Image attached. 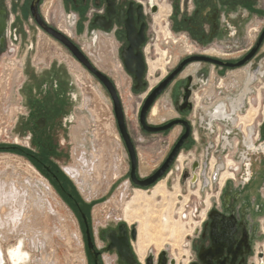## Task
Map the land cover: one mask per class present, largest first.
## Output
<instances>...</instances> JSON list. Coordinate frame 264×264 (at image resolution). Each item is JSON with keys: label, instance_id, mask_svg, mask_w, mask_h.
Listing matches in <instances>:
<instances>
[{"label": "flooded vegetation", "instance_id": "flooded-vegetation-1", "mask_svg": "<svg viewBox=\"0 0 264 264\" xmlns=\"http://www.w3.org/2000/svg\"><path fill=\"white\" fill-rule=\"evenodd\" d=\"M166 45L173 47L157 57ZM157 68L165 69L158 80ZM98 73L117 91L136 154L133 178L116 118L128 175L105 193L125 182L149 191L177 177L180 192L184 186L197 197L185 264H264V0H0V151L18 147L67 198L91 264L94 257L97 264H133L119 251L129 255L127 245L134 263L158 264L166 251V264H177L167 249L141 261L135 222L120 217L96 230L91 210L107 201L105 193L85 197L63 165L88 79L98 81L114 109ZM162 84L143 123L146 101ZM122 88L136 111L134 135ZM146 138L155 163L142 172L138 143ZM169 158L156 181L141 183Z\"/></svg>", "mask_w": 264, "mask_h": 264}, {"label": "bare ground", "instance_id": "bare-ground-1", "mask_svg": "<svg viewBox=\"0 0 264 264\" xmlns=\"http://www.w3.org/2000/svg\"><path fill=\"white\" fill-rule=\"evenodd\" d=\"M89 81V79L86 81L88 86L85 89V108L89 113V120L94 124V128L90 129L87 127L86 123L85 126L83 124L84 127H76L74 133L85 140L88 135H91L90 148L87 147V140L81 142L78 145L80 153L77 152L78 149L75 150L77 164L66 166L65 168L71 177L77 182L86 197L104 194L109 189L110 185L122 174L123 171L121 167L125 160L121 153L122 143L116 132L113 115L107 109L108 106L106 107V99L102 91L98 89L99 87L97 88L96 86H93ZM157 113L158 107L155 105L152 110L151 119H157ZM1 114L2 113H0V116ZM161 116L162 115L160 114L159 117ZM145 171H147V168L143 165L142 172ZM37 174L40 175L39 171L27 159L17 154H0V242H9L10 240L17 239L20 232L28 227L27 212L31 198L28 197L30 193L36 192L39 188H44L46 194L50 195V197L59 204L57 197L53 194L50 182L42 175L38 177ZM128 185L129 184L125 182L120 185V187H117L112 200H110L111 202H105L102 207L104 210L109 211L110 214L116 213L118 218L124 215V219L127 218L126 220L129 223L139 219L137 220L139 221V229L136 251L141 261L144 262L150 243L155 242L159 248H161L164 245L162 241L167 240L165 239L166 233L164 231L169 229V234L176 236L180 234L179 228H184V223L183 221L182 223H179V221L174 225V228H171V219H173L170 214L171 211L168 212L165 211V209H162V211L153 210V207L155 206L153 205L154 199L152 196L156 198L157 195H162L165 200V196L169 193L164 180L159 181L158 187L152 191V196H150V193H148L147 190L137 188L131 200L125 205L126 198L129 197ZM176 191L179 192L178 187H176ZM170 194L174 195L175 193L173 192ZM47 198L49 199V197ZM26 199H28L29 202H27ZM49 201L52 204V201ZM110 205H114V208L112 209ZM170 210H172V208ZM156 212H159L162 217V219H160V227L162 228L158 227L155 230L153 229V227H155L154 224L151 223V216ZM175 226L179 228H175ZM31 230H33V228ZM32 235L33 234H31V236ZM182 237L184 236L182 235ZM177 238H179V236H177ZM27 240L29 241V239ZM79 240L82 242L81 238H79ZM33 242H36V240ZM6 254L12 264H26L30 258L29 252L24 248V239H17L15 244L8 248L7 253H5L2 247H0V264L5 263Z\"/></svg>", "mask_w": 264, "mask_h": 264}, {"label": "rangeland", "instance_id": "rangeland-1", "mask_svg": "<svg viewBox=\"0 0 264 264\" xmlns=\"http://www.w3.org/2000/svg\"><path fill=\"white\" fill-rule=\"evenodd\" d=\"M172 47H173V45L172 46L166 45L165 47L162 48V50H160V52L157 54V57H161L162 55H164L163 50H166L167 48L172 49ZM162 52H163V54H162ZM175 53L178 54V51H176ZM152 65L153 64L151 62V66ZM167 68L168 67L165 66L166 70H167ZM159 69L160 68H157L153 72V73H155L157 71V75L154 77L156 80H158L164 74L165 69H162V68H161V70H159ZM92 81H93V86H96L97 88L99 87L98 89L102 91V93L106 99L105 100L106 101V107L108 106L107 109L113 115L114 125L116 128L117 135L121 139V136H120L118 129H117L116 116L114 113V109H113V105H112V101L110 99V96H108L106 91H104V89L98 83L97 80L93 79ZM154 83H155V81L152 82V84H154ZM122 93H123L124 103L127 107L128 125L130 127L132 135H134L135 134L134 129H135L136 111H134L132 109L131 104H132L133 100H132V98H129V96L127 94L128 92H126L124 90V88H122ZM164 97L165 96H162L161 101L164 100ZM139 100H141V99H139ZM84 106H85L84 95H82L81 97H79V99L77 101L75 119H74L73 124L70 126L69 145L67 148L68 155L64 158V162H63L64 166H72V165L77 164V157L75 156V150L78 149L77 152L80 153V148L78 147V145L81 142L87 140V144H88L87 147L90 148L91 135H88L86 140H85L82 137L75 135V133H74L75 127H78V126L84 127L86 123H87V127H89L90 129L94 128V124L89 120V118H88L89 113H88L87 109L84 108ZM3 124L4 123H2V121H0V131H1V128L4 127ZM83 124H84V126H83ZM135 136H137V134ZM4 137H5V132L2 135V138H4ZM146 141H147V138H146L144 143H141V142L138 143L140 155H141V166H142V163H143V165L153 166V164L155 162L151 161L152 154L147 148V142ZM141 145H143V146H141ZM3 153H8V152L0 151V154H3ZM9 153L15 154V155L16 154L20 155L16 152H9ZM121 153H122L123 158L125 159L124 164L122 165L121 168L123 171L122 173L125 174V176L123 178H126L128 175L126 171L128 169L129 160H128L127 150H126V147L124 144H122ZM20 156H22V155H20ZM25 159H27V158H25ZM123 168H124V170H123ZM39 174L42 175L45 179H47L50 182L52 189H53V194L57 197L59 204H57L56 201L50 197V195L46 194V190L44 188H42V189L39 188L36 192L30 193L29 196L27 194L28 197H31L28 212H27V217H28L27 218L28 219L27 220V222H28L27 226L28 227L26 226L27 230L25 229L22 232H20L19 237L17 238L18 240L24 239V248L30 254V258L26 264H37V263L48 264V262H49V264H52V263L53 264L54 263L55 264H91V259L88 255V252H87L84 230H83V226H82V222H81L80 218L76 215L75 210H73L69 206L67 198L63 194H60L56 190V188L53 186L52 182L44 174H42L40 171H39ZM40 175L37 174L38 177H40ZM168 181L169 182H168V185L166 184V186H167L166 188L169 191V193H167V195L165 196L166 199L168 198L167 200L166 199L164 200L162 195H157V197L154 198V196H152V194H151L152 191L154 190V187H151L150 188L151 190H149V191L147 189L146 190L148 191V193H150V196H152L154 199L153 205L155 207H153V210L154 211L155 210L156 211H162V209L163 210L165 209V211H168V212L171 211L170 214H171L173 219H171V225L172 226H170V227L174 228V225H176V223H178L179 221H180L179 223H182V221H183L184 228L183 227L179 228V227L175 226V228L180 229V234H178L176 236L175 235L172 236L171 234H169L170 233L169 229H167V231L165 230L164 231L166 233L165 239H167L168 241L167 240L162 241V243H164V245L161 248H159V246L155 242H152L148 246L147 251L148 252L151 251V252L155 253L156 255H158L159 252H161L164 249H167L170 256L175 257V259L177 260V264H185L186 258H187V254H186L187 246L186 245H187L188 238H189L188 234H190L192 232V230L196 224V218L194 216V212H195V204H196L197 197L195 194H191L188 192V190H185L184 186H182L181 192H180V190H179V192H177L176 191V185H178V182H177L178 178L177 177H173L172 179H169ZM133 189L129 190V197L126 198L125 205L128 204L127 202L131 200L133 194L135 193L136 189L135 188H133ZM178 189H180L179 185H178ZM114 190L115 189L105 193V197H106L107 201H103L104 203L105 202H109V203L111 202L110 200H112V198H113V195L115 192ZM33 191H34V188H33ZM173 192H175V194L171 195L170 193H173ZM261 192H262V195L264 198V185L262 186ZM84 196L86 197L85 194H84ZM94 196H97V195H94ZM47 197H49V199ZM49 200L52 201V204ZM26 201L29 202L28 199H26ZM103 202L98 203L91 210L93 223L95 225L96 230L100 225H104L107 222H110L112 220L117 221V218H118L116 213L110 214L109 211H106L103 209V207H102L104 205ZM110 207L113 209L114 205H110ZM171 208H172V210H170ZM154 215H155V217H154ZM121 218H124V215L121 216ZM259 218L261 221V226L264 230V210H263V213L261 214V216ZM160 219H162V217L159 214V212L152 214L151 223L154 224V226H155V227H153L151 224L153 229L156 230L158 227H160V223H161ZM135 220H136V218H135ZM137 220H139V219H137ZM137 220L136 221L133 220V221L135 222V224H137V227L139 229V223H138L139 221H137ZM30 227H32L33 230H31L32 228H30ZM160 228H162V227H160ZM24 231H26V232H24ZM31 234H33L34 236L33 235L31 236ZM76 234H78V235H76ZM182 235L184 237H182ZM77 236L79 238H81L82 242L79 240V238ZM177 236H179V238H177ZM17 239L10 240L9 242H0V247H2V249L5 253H7L8 248L11 245L15 244ZM27 239H29V241ZM35 240H36V242H33ZM176 241H178V242H176ZM34 243H35V245H34ZM40 243H41V245H40ZM43 243H44V247H43ZM137 243H138V240L135 243V248L137 247ZM44 251H45V253H44ZM148 252H146V255ZM45 255H46V257H45ZM5 258H6V261L4 264H12V262L6 256H5ZM51 260H54V261H51ZM83 260H85V261H83Z\"/></svg>", "mask_w": 264, "mask_h": 264}, {"label": "water", "instance_id": "water-1", "mask_svg": "<svg viewBox=\"0 0 264 264\" xmlns=\"http://www.w3.org/2000/svg\"><path fill=\"white\" fill-rule=\"evenodd\" d=\"M100 79L104 82V84L107 86L108 90L110 91L111 93V96L113 98V101H114V109H115V115H116V118L118 120V124H119V127L121 129V132L123 134V137H124V140L127 144V147L129 149V152H130V156H131V160H132V171H131V176L133 178H136V154H135V151H134V148H133V144L131 142V137L127 131V126H126V120H125V116H124V112H123V109H122V106H121V103H120V100H119V97H118V94H117V91L113 85V83L108 79L106 78L103 74L101 73H98ZM163 84L160 86V88L158 90H156L154 92L153 95H151L147 101H146V104L144 106V110H143V114H142V121L143 123H145L144 121V111L146 109V107L149 105V103L152 101V99L155 97L156 93L162 88ZM171 159L172 158H169L164 164L163 166L161 167V169L151 178V179H147L146 181H142L141 183L144 184V185H148L154 181L157 180V178L159 176H161L166 170L167 168L169 167L170 163H171ZM87 235H88V243H89V247L90 248H93V242H92V239H91V235H90V232H89V229H87ZM128 247V249H127ZM126 247V250L128 252L129 255H127L125 252H123L122 250H119L121 255H122V258H126L128 262H131L133 264H137V263H134V255L132 254V252L130 251L129 249V245H127ZM95 261H96V264H97V259L96 257H94ZM167 252L166 251H162L161 254H160V258H159V262L158 264H166L167 263ZM152 263V260L151 258L148 259V264H151ZM171 263L174 264V259L171 260Z\"/></svg>", "mask_w": 264, "mask_h": 264}, {"label": "trees", "instance_id": "trees-1", "mask_svg": "<svg viewBox=\"0 0 264 264\" xmlns=\"http://www.w3.org/2000/svg\"><path fill=\"white\" fill-rule=\"evenodd\" d=\"M0 149H2L1 147H0ZM12 152H16V153H18V154H22L20 151H19V148L18 147H16V148H12V150H11ZM67 180H68V183L70 184V185H72V182H71V180L69 179V178H66ZM75 212H76V210H75ZM77 213V212H76Z\"/></svg>", "mask_w": 264, "mask_h": 264}]
</instances>
